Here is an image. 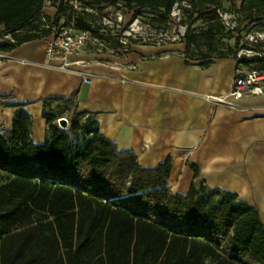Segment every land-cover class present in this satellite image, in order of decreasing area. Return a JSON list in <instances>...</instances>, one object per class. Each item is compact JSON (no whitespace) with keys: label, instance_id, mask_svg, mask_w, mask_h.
Returning <instances> with one entry per match:
<instances>
[{"label":"trees","instance_id":"trees-1","mask_svg":"<svg viewBox=\"0 0 264 264\" xmlns=\"http://www.w3.org/2000/svg\"><path fill=\"white\" fill-rule=\"evenodd\" d=\"M45 1L0 0V28L19 34L42 17ZM110 2L148 8L153 21L166 25L178 0H91L86 6ZM199 3H190V18L210 9ZM56 8V20H71L64 0ZM241 10L251 22L264 0H241ZM83 16L75 26L101 37ZM216 20V11L209 13L203 41L186 30L185 58L203 67L214 59L238 60L234 49H218L223 27ZM15 33L6 50L51 31L37 24L25 35ZM241 61L264 69V58ZM44 104L43 144L33 141L32 117L24 110L11 130L0 132V264H264V223L255 206L208 187L196 166L189 192L174 193L171 158L143 168L133 151H119L100 133L95 116L79 113L73 100L53 97ZM64 115L66 130L58 124Z\"/></svg>","mask_w":264,"mask_h":264},{"label":"crops","instance_id":"crops-1","mask_svg":"<svg viewBox=\"0 0 264 264\" xmlns=\"http://www.w3.org/2000/svg\"><path fill=\"white\" fill-rule=\"evenodd\" d=\"M57 9L42 12L53 19ZM49 38L6 50L10 41L0 37L1 133L24 110L32 117L33 141L43 144L44 102L71 99L79 113L95 116L100 133L119 151H133L143 168L171 158L174 193L189 192L196 166L208 187L238 194L264 223V94L229 96L237 59L203 67L185 58L180 44L134 43L114 55L85 49L71 58L83 63L64 71L46 57Z\"/></svg>","mask_w":264,"mask_h":264},{"label":"rangeland","instance_id":"rangeland-1","mask_svg":"<svg viewBox=\"0 0 264 264\" xmlns=\"http://www.w3.org/2000/svg\"><path fill=\"white\" fill-rule=\"evenodd\" d=\"M86 6L91 0H79ZM199 8L210 7L202 13L190 15V3L192 0H178L173 8L169 22L162 25L151 18L154 13L148 8L129 9L123 2H110L100 7L92 8L90 12L80 11L79 15L85 17L92 29L98 32L101 37L94 36V41L87 47L89 51L98 54L110 53L113 49L120 47L121 42L128 44H152V45H182L186 48L187 41L183 36L186 30L191 31L192 38L200 36L201 30L208 26L209 13L216 11L218 15L217 24H221L223 30L217 35V47L220 51L226 52L228 48L234 49L237 55H254L264 58V10L254 12L253 21H244L246 12L241 10V0H198ZM211 1H217L218 6H213ZM82 6V5H81ZM51 8V7H47ZM88 14V15H87ZM53 16V15H52ZM54 19V20H53ZM50 18L42 14L30 25L25 26L19 34L25 35L30 32V27L39 25L42 30H47L48 25L60 26L66 23V19ZM38 20V21H37ZM33 33V32H32ZM205 49V48H203ZM248 67H261L260 64L252 63ZM63 117H68L64 115ZM5 182L0 173V186Z\"/></svg>","mask_w":264,"mask_h":264},{"label":"built area","instance_id":"built-area-1","mask_svg":"<svg viewBox=\"0 0 264 264\" xmlns=\"http://www.w3.org/2000/svg\"><path fill=\"white\" fill-rule=\"evenodd\" d=\"M54 1H57L56 6ZM58 5L59 0L45 1V7H57ZM64 5L67 8V13L71 14L72 18L69 22L61 24L60 26H54L55 24L48 25L47 28L51 31V38H49L46 44V57L49 61L59 62V69L72 71V66L83 62H72L71 58L83 52L95 40L90 30L78 29L75 26V20L80 11L85 10L84 12H90L94 7L85 6L79 0H64ZM0 33L2 39L15 42L11 33L5 28L1 27ZM129 46L130 44L121 42L120 47L115 50L113 49L109 54L114 55L127 52ZM245 56L253 57L254 55L251 56L249 54ZM237 57L236 74L229 96L234 99H242L247 95H263L264 69L246 66L241 61L243 58L241 53Z\"/></svg>","mask_w":264,"mask_h":264},{"label":"water","instance_id":"water-1","mask_svg":"<svg viewBox=\"0 0 264 264\" xmlns=\"http://www.w3.org/2000/svg\"><path fill=\"white\" fill-rule=\"evenodd\" d=\"M58 124L63 130H66L68 128V120L66 118H60Z\"/></svg>","mask_w":264,"mask_h":264}]
</instances>
